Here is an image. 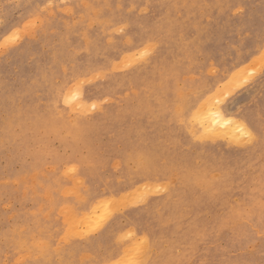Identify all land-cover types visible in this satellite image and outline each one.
<instances>
[{"label": "rangeland", "instance_id": "374dc122", "mask_svg": "<svg viewBox=\"0 0 264 264\" xmlns=\"http://www.w3.org/2000/svg\"><path fill=\"white\" fill-rule=\"evenodd\" d=\"M261 58L264 0H0V264H264Z\"/></svg>", "mask_w": 264, "mask_h": 264}, {"label": "bare ground", "instance_id": "6f19581e", "mask_svg": "<svg viewBox=\"0 0 264 264\" xmlns=\"http://www.w3.org/2000/svg\"><path fill=\"white\" fill-rule=\"evenodd\" d=\"M34 24V23H33ZM118 29V28H117ZM14 31V30H13ZM119 31V30H118ZM17 32V30L15 31ZM14 33V32H13ZM16 33H14L15 35ZM22 34V33H21ZM11 35V34H10ZM8 36V35H7ZM13 36V35H12ZM12 36H9L11 38H13ZM16 38V37H15ZM10 39V38H9ZM3 43V42H2ZM5 44H7L5 42ZM12 44V43H11ZM141 51V50H140ZM2 52V51H1ZM124 56V55H123ZM254 60V59H253ZM262 60V58H261ZM256 61V59H255ZM262 62H264L262 60ZM257 63V62H256ZM254 67V66H253ZM232 87V86H231ZM75 90L77 91L78 88L77 87H74ZM77 88V89H76ZM72 89V88H71ZM220 89V88H219ZM229 89V88H228ZM233 90V89H232ZM76 91H74V89L72 90V92L76 93V95H79V93H77ZM71 92V91H70ZM229 92V91H228ZM68 93V92H67ZM207 93V92H206ZM205 93V94H206ZM219 94V92H217ZM69 96L70 98H73L71 97V93H69ZM226 96V95H225ZM77 97V96H76ZM79 97V96H78ZM77 97V98H78ZM69 99V98H68ZM70 100V99H69ZM73 100V101H72ZM71 101L74 102L75 99H72ZM77 103V99L75 101ZM74 102V103H75ZM209 102V101H208ZM71 103V102H70ZM211 103L213 104L212 100H211ZM78 104V103H77ZM81 104V103H80ZM212 104H208L207 105V113L206 115L201 119V121H198V122H201L202 126L205 127L206 130L210 131V132H224V134L227 136V137H231V138H234L235 136H239V138H242V135H247L249 133V129L246 128L245 124L242 122V120H238L236 117H229L228 115H226V113H224L219 107H210ZM73 105V104H72ZM73 106H77L76 104L73 105ZM210 107V108H209ZM203 109V107H201ZM203 109H199L200 111L203 110ZM200 111H198L200 113ZM203 111H206V110H203ZM203 113V112H201ZM200 113V114H201ZM200 114L199 117H200ZM203 115V114H202ZM196 121V120H195ZM191 131V130H190ZM237 133V135H236ZM69 173V172H68ZM67 173V174H68ZM137 188V186H136ZM140 189V188H139ZM138 189V191H139ZM94 212V210H93ZM68 213V212H67ZM86 224V223H85ZM73 228H76L75 226H73ZM144 238V237H143ZM140 240V239H139ZM144 246V245H143ZM144 249V248H143ZM130 255V254H129ZM128 257V255H127ZM123 259V258H122ZM118 261H121V259H119ZM126 261V260H125ZM120 263V262H119ZM126 264V263H125ZM130 264V263H129ZM134 264V263H133Z\"/></svg>", "mask_w": 264, "mask_h": 264}, {"label": "snow or ice", "instance_id": "6c2138e0", "mask_svg": "<svg viewBox=\"0 0 264 264\" xmlns=\"http://www.w3.org/2000/svg\"><path fill=\"white\" fill-rule=\"evenodd\" d=\"M75 95H76V93H73V97H74ZM65 103H68V98H66ZM247 135H248L249 141H252V140L254 139V137H253V135H252L251 132H249ZM259 136H260V138H261L262 140H264V132H260V133H259Z\"/></svg>", "mask_w": 264, "mask_h": 264}]
</instances>
